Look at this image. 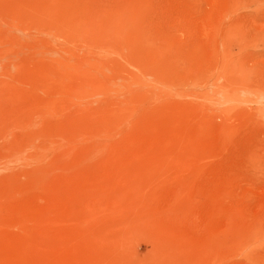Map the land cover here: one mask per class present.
Listing matches in <instances>:
<instances>
[{
  "label": "rangeland",
  "instance_id": "1",
  "mask_svg": "<svg viewBox=\"0 0 264 264\" xmlns=\"http://www.w3.org/2000/svg\"><path fill=\"white\" fill-rule=\"evenodd\" d=\"M0 264H264V0H0Z\"/></svg>",
  "mask_w": 264,
  "mask_h": 264
},
{
  "label": "bare ground",
  "instance_id": "2",
  "mask_svg": "<svg viewBox=\"0 0 264 264\" xmlns=\"http://www.w3.org/2000/svg\"><path fill=\"white\" fill-rule=\"evenodd\" d=\"M218 15V14H217Z\"/></svg>",
  "mask_w": 264,
  "mask_h": 264
}]
</instances>
